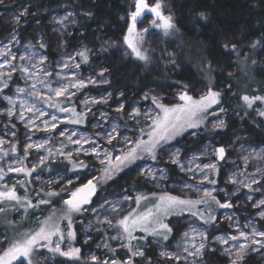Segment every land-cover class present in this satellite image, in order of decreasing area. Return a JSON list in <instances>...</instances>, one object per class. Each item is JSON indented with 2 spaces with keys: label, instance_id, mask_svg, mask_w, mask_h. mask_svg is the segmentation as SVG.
Instances as JSON below:
<instances>
[{
  "label": "rangeland",
  "instance_id": "1",
  "mask_svg": "<svg viewBox=\"0 0 264 264\" xmlns=\"http://www.w3.org/2000/svg\"><path fill=\"white\" fill-rule=\"evenodd\" d=\"M141 1L122 45L145 60L149 32L166 35L171 20ZM14 7L0 11V264H264V143L248 141L244 116L203 88L176 90L171 105L154 90L127 101L101 90L106 74L83 66L62 17L50 60L40 32L21 37L27 8ZM121 171L145 185L120 183L112 198L102 188ZM106 205L117 212L98 213Z\"/></svg>",
  "mask_w": 264,
  "mask_h": 264
},
{
  "label": "trees",
  "instance_id": "2",
  "mask_svg": "<svg viewBox=\"0 0 264 264\" xmlns=\"http://www.w3.org/2000/svg\"><path fill=\"white\" fill-rule=\"evenodd\" d=\"M146 1L151 6L161 4L171 24L164 36L149 32L144 40L145 60L133 58L122 45L137 0H3L0 11L26 6V15L19 22L21 37L40 32L44 38L42 48L50 60L57 59L58 51V38L51 25L62 17L60 22L67 25L63 38L83 66L92 71L100 67L106 74L108 80L101 90H109L112 95L121 93L126 101L149 99L147 92L154 90L164 96V105H171L176 90L196 97L203 88L216 94L225 109L244 116L243 132L249 136L248 141L264 143V122L259 116L264 111V0ZM3 28L0 18V32ZM251 62L252 69L246 72L244 64ZM15 81L11 78L10 86ZM89 89L97 92L96 88ZM226 122L225 130L215 135L221 141L229 139L235 125L234 121ZM123 173L117 174L102 191L116 198L119 195L114 188L120 183L127 189L135 188L136 193L145 185L139 179L128 183ZM222 175L219 170L218 186ZM109 206L98 209V213L113 216L116 210ZM124 209L121 207V212ZM43 214L44 207L35 208L28 221ZM176 237L177 230L173 228L169 244ZM73 245L80 246V242L74 241ZM211 258L220 261L214 254ZM253 262L249 257L244 264ZM163 264L174 263L164 260Z\"/></svg>",
  "mask_w": 264,
  "mask_h": 264
},
{
  "label": "water",
  "instance_id": "3",
  "mask_svg": "<svg viewBox=\"0 0 264 264\" xmlns=\"http://www.w3.org/2000/svg\"><path fill=\"white\" fill-rule=\"evenodd\" d=\"M141 8H144V9H146V10L148 9L147 7H145V6L143 5L142 1L139 0V1L137 2L136 9H137V10H141Z\"/></svg>",
  "mask_w": 264,
  "mask_h": 264
}]
</instances>
